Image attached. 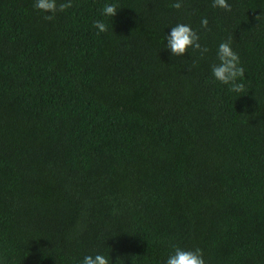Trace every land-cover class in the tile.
<instances>
[{
  "label": "trees",
  "instance_id": "1",
  "mask_svg": "<svg viewBox=\"0 0 264 264\" xmlns=\"http://www.w3.org/2000/svg\"><path fill=\"white\" fill-rule=\"evenodd\" d=\"M174 2L0 0V264H264V0ZM180 23L206 53L172 55ZM229 37L243 93L212 76Z\"/></svg>",
  "mask_w": 264,
  "mask_h": 264
},
{
  "label": "clouds",
  "instance_id": "2",
  "mask_svg": "<svg viewBox=\"0 0 264 264\" xmlns=\"http://www.w3.org/2000/svg\"><path fill=\"white\" fill-rule=\"evenodd\" d=\"M73 5L71 0L58 3V0H35L33 7L45 15V19L51 21L57 12H63ZM181 0H175L170 7L177 10L182 8ZM212 6L231 11V6L227 0H213ZM118 5L116 3L105 4L103 8V15L106 17H114L118 12ZM259 20V16L256 17ZM208 21L206 18L201 20V26L207 28ZM94 27L99 32L103 33L108 30L107 25L102 21H96ZM200 37L190 25L183 23L171 27V32L167 36V49L171 50L173 56H184L188 53V49L199 50L201 55L208 51L207 47H202L200 44ZM218 63L211 68L212 76L215 80L224 85H230V91L235 93H243L245 85L243 82H237L244 78V69L240 66L239 55L232 48V38L222 42L217 50ZM173 253L169 255L166 264H205L203 252L201 249L185 250L179 246H173ZM82 264H109V257L103 254H96L95 256L87 255L83 258Z\"/></svg>",
  "mask_w": 264,
  "mask_h": 264
}]
</instances>
